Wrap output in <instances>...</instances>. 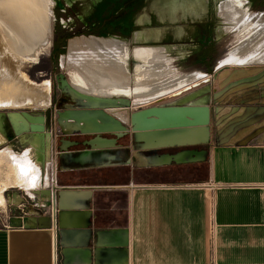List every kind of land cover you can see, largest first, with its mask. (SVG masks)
I'll list each match as a JSON object with an SVG mask.
<instances>
[{
	"label": "crops",
	"instance_id": "0c3cea01",
	"mask_svg": "<svg viewBox=\"0 0 264 264\" xmlns=\"http://www.w3.org/2000/svg\"><path fill=\"white\" fill-rule=\"evenodd\" d=\"M250 97L253 103L244 97L240 111L225 106L224 113L231 119L253 106L248 118L254 123L241 122L233 133L223 128L221 139L216 122L205 143L151 148L161 151L153 156L200 152L201 159L180 163L206 157L203 178H166L172 162L155 164L152 156L134 165L130 153L127 163L105 165L87 161L90 148L83 143L59 147L55 220L46 209L29 205L22 211L6 203L0 209V264H264V115ZM206 145L207 152L197 149ZM148 166L165 177L141 178Z\"/></svg>",
	"mask_w": 264,
	"mask_h": 264
},
{
	"label": "bare ground",
	"instance_id": "6f19581e",
	"mask_svg": "<svg viewBox=\"0 0 264 264\" xmlns=\"http://www.w3.org/2000/svg\"><path fill=\"white\" fill-rule=\"evenodd\" d=\"M65 1L72 6L77 0ZM55 4L56 0H0V110H9L12 131L23 143L17 151L11 144L0 147L2 208L6 207L7 190L22 189L32 197H43L54 178L52 138L44 112L17 109L44 110L51 104L50 78L35 81L25 67L39 63L49 51ZM213 11L218 19L217 38L237 37L217 61L214 73L221 81L240 75L246 76L242 81H253L257 77L253 72L264 66V11L252 10L249 0H216ZM158 21H163L162 16ZM134 23L138 28L128 38L81 34L67 40L66 50L59 57L65 76L59 86L68 98L63 108L102 109L122 123L129 121L130 137L134 134L138 140L135 149L207 142L211 110L203 95L208 91L205 87L210 74L182 69L179 61L185 58V49L162 42L163 27L152 25L148 14H139ZM132 60L136 62L134 68ZM262 73L260 82L264 81ZM244 84L241 87L245 88ZM230 87L218 90V98L237 90H228ZM187 92L188 96H183ZM178 97V102L165 104ZM227 108L217 106L218 112ZM69 126L67 132L73 127ZM5 139L0 128V143ZM125 147L90 149L86 160L105 165L127 163ZM198 159L200 152L180 150L152 156L150 161L168 164Z\"/></svg>",
	"mask_w": 264,
	"mask_h": 264
},
{
	"label": "rangeland",
	"instance_id": "374dc122",
	"mask_svg": "<svg viewBox=\"0 0 264 264\" xmlns=\"http://www.w3.org/2000/svg\"><path fill=\"white\" fill-rule=\"evenodd\" d=\"M215 1L216 0H194V1L193 0H148L146 6L139 9L134 17H130L124 20L123 22H118L114 20V18H111V22H110V20L108 19L109 14L105 13L110 0H77L75 3H73L72 6L66 5L65 0H56V4L53 6V16H52L54 17V19H52L53 33H52V39H51V45L49 47V51L41 56L39 63L30 66L26 65L25 67L26 72L35 81H40L44 78H50L51 104L44 110L42 109L33 110L30 108H21L17 110L28 111V112H32V111L44 112V115L46 117L45 118L46 126L50 128V132H51V138H52L51 154L54 153L55 151L57 152L59 150L61 139H65L68 137H75L78 135L65 134L64 132L65 125H63V123L59 121L57 114L58 111L63 109L64 107L63 104L68 101V98L62 95L59 86L61 79L65 78L63 74V70L60 67L58 61L60 55L56 59L54 57H50V51L53 44V40L56 38L55 28H57V25H60L61 30L60 31L57 30L58 33L60 32L73 33L79 30L90 29V31H97L100 34H104V35L115 34L128 38L131 37L132 33L138 28L134 23V18L139 14H148L152 25L163 27L162 42L168 44H177L183 50L185 49L184 50L185 58L179 61L182 69L186 71L193 69H200L210 74V78L207 83V88L205 87V89L208 91L203 95L206 97L205 101L209 104L211 110L210 124L207 125L209 128L210 138H211V128L215 126L216 122H217V130L221 134V139H222L223 128L225 129L232 128L230 130V133H233L234 130L238 128V125H241L242 123H246V122H248L247 124L254 123L255 122L254 118L251 117L248 118V115L252 111H254L253 106L247 107L243 115L236 116L231 119H227V117H225L227 115V113H224L225 110H221L218 112L217 109V106L225 105L229 107L231 106L232 109L231 110L228 109V111L231 112L237 110L240 111L241 107L239 104L243 103L241 99L245 97L246 99L244 101H249L248 103H253L254 101H250L251 99L250 96L253 95V97L257 99L256 106L260 108L259 111L261 110L263 111V115H264V102H263L264 85H262L264 81L262 82L259 81L260 79L259 76H261L259 74H261L262 72L264 73V66L263 69H259L258 71L253 72L254 73L253 75L257 76L253 81L252 80L242 81L245 80L246 78L245 75L231 76V78L227 80L228 82L225 80L221 81L218 78L217 74L214 73L217 61L222 57V55L235 42L237 38L231 35H226L223 39L217 38V35L215 34L216 33L215 28L218 26V19L216 18L213 11V5ZM249 1L252 10L264 11V0H249ZM115 2H116L115 0H111V7H113ZM168 10L169 13L167 12ZM102 14L106 15L105 17L107 18H102L103 17ZM168 14H171L172 16L171 19L168 18L169 17ZM160 16H162L163 18L162 22L158 21ZM171 51L173 53L177 52L175 51L174 48L171 49ZM135 64L136 62L134 60L130 62L132 68H134ZM228 70L234 72L235 69L233 68L232 70L231 67H228ZM49 72L51 75H49ZM241 83L242 84L245 83L244 84L246 85L245 88L241 87L242 85ZM228 85L229 87L231 86L228 90L230 89L232 90L238 87L237 90H235L236 92L235 91L232 92L233 97H230L228 99L218 98L219 97L218 95H220L219 94L220 91L225 89V87H227ZM257 85L260 86L259 90L258 88H255L257 87ZM189 93L190 92L184 93L183 96H188ZM181 97L176 98V100L174 101L166 102L165 104H170L171 102L176 103L179 101ZM8 111L9 110L6 109L0 110V125H3L0 126V128L3 133V136L6 138L5 142L2 145L11 144L14 145L13 146L14 150L16 151L21 150L23 148V143L19 141V137L16 136L14 131H12V127H11L12 125L10 122ZM234 114L232 116H234ZM124 125H126L128 130H130L131 125L129 121H125ZM216 133L217 132H215V134H212V144L215 145L218 144L219 142ZM79 136L82 137L83 135H79ZM86 136L90 137L91 135H86ZM136 142H138L137 138L134 137V134H131L130 137L129 132L123 133L120 137L116 139V145L129 143L130 146L125 149L126 151L125 153H127V155L131 153L133 156L134 165H139L144 162L142 156L144 157L148 156V153L151 152L152 150L151 149L135 150V148H133V145ZM206 147H208V145L197 146V148L203 149L205 150V152H207ZM176 150H178L177 147L172 149H167L166 151L173 153ZM57 156H56V169H57V177H59L60 172L58 170ZM172 165L174 166L173 171L167 173L166 178H180V179H191V180L203 178L205 176L206 157L202 161H197L193 163L172 162ZM141 169H144L142 170L143 172L141 177L143 179L145 178L148 180H153L155 178H160L164 176V174L161 172L155 174V170L157 169L155 167L148 166ZM122 173L123 171L116 172V177L120 178L123 175ZM139 178L140 176H138L137 179ZM46 195L41 197L42 199L40 200L38 199L39 197L38 195L32 197L29 193L27 194V192L22 189H9L5 192L6 203H9L11 206L15 208H17L19 204H24L25 206L28 207V205L31 204L32 201H35L39 204L40 202L44 203L46 202V200H49L48 198L49 193ZM16 197L17 199H19L18 202L22 200V203L18 204V202L16 201Z\"/></svg>",
	"mask_w": 264,
	"mask_h": 264
},
{
	"label": "water",
	"instance_id": "95a60500",
	"mask_svg": "<svg viewBox=\"0 0 264 264\" xmlns=\"http://www.w3.org/2000/svg\"><path fill=\"white\" fill-rule=\"evenodd\" d=\"M57 114L59 121L65 125V134L91 135V137L84 139L82 142L89 146L90 149H104L117 146L116 139L123 133L128 132V128L121 120L102 109L63 108ZM69 125L73 127H71L70 132H67L65 128H69ZM103 134H113L114 136H102ZM74 144H77V141L61 139L59 147L67 149V145ZM48 193L50 194L49 190Z\"/></svg>",
	"mask_w": 264,
	"mask_h": 264
},
{
	"label": "flooded vegetation",
	"instance_id": "af4514ba",
	"mask_svg": "<svg viewBox=\"0 0 264 264\" xmlns=\"http://www.w3.org/2000/svg\"><path fill=\"white\" fill-rule=\"evenodd\" d=\"M116 2L114 3V5H121L120 7L123 8L122 12L117 15V16H113L112 18H114V20L116 21H120V22H123L124 20L130 18V17H134L137 13V11L139 9H141L142 7H145L148 0H115ZM118 2V3H117ZM113 5V6H114ZM105 12H108L109 13V16H108V19L110 20L111 22V0L110 2L108 3V7H107V10ZM125 15V16H124ZM49 75L50 72H49ZM64 106L68 105L67 102H65L63 104ZM78 136H75L73 137L72 141H77V144H74V145H71V146H77L79 145L80 143H82V140L83 139H87L88 136H82L80 137L79 134H77ZM111 137H113L114 135H110ZM80 138L81 139V142H80ZM189 149L193 148V147H187ZM197 149H200V148H197ZM160 154L161 151H157V150H154V151H151L148 153V156L151 157L153 156L154 154Z\"/></svg>",
	"mask_w": 264,
	"mask_h": 264
},
{
	"label": "trees",
	"instance_id": "16d2710c",
	"mask_svg": "<svg viewBox=\"0 0 264 264\" xmlns=\"http://www.w3.org/2000/svg\"><path fill=\"white\" fill-rule=\"evenodd\" d=\"M120 6L121 5H117L116 4L113 7H111V18L113 16L119 15L122 12L123 8L120 7ZM105 13L109 14L108 12H105ZM104 14H102L103 15L102 18H107V17H105L106 15H104ZM118 22H120V21H118ZM57 30H59V31L61 30L60 29V25H57V28H55L56 38L53 40V44H52L51 51H50V57H54L55 59L58 58L60 54L65 52L67 40L70 37H73V36H76V35H81V34L104 35V34H100L97 31H90V29L89 30H87V29L79 30V31H76V32H73V33H68V32H66V33H61L60 32V33H58Z\"/></svg>",
	"mask_w": 264,
	"mask_h": 264
},
{
	"label": "built area",
	"instance_id": "2783aa9c",
	"mask_svg": "<svg viewBox=\"0 0 264 264\" xmlns=\"http://www.w3.org/2000/svg\"><path fill=\"white\" fill-rule=\"evenodd\" d=\"M56 156H57V152L55 151L51 155L52 159L54 160V165H55L54 178L50 182L49 186L47 187V189L50 192V198H49V200H46L45 206H43L41 203L39 204V203H37L35 201H32V203L29 204V205H33V207L43 209L44 211L46 209L47 212L50 215V218L53 221L55 220L56 210H57V208H56V192H57V189H58V185H57V169H56ZM210 187H214V186L213 185L212 186L210 185ZM29 205H28V207H29ZM28 207L25 206L24 204H19L18 205V209H20L22 211L27 210ZM7 222H8V216L6 215V217H4V224H7ZM53 264H57L56 261Z\"/></svg>",
	"mask_w": 264,
	"mask_h": 264
}]
</instances>
